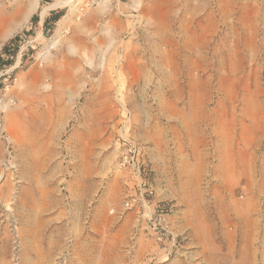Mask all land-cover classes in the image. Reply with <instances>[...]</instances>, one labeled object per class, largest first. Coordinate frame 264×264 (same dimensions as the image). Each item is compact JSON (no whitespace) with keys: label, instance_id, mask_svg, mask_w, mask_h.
Instances as JSON below:
<instances>
[{"label":"rangeland","instance_id":"obj_1","mask_svg":"<svg viewBox=\"0 0 264 264\" xmlns=\"http://www.w3.org/2000/svg\"><path fill=\"white\" fill-rule=\"evenodd\" d=\"M0 54V264H264V0H0Z\"/></svg>","mask_w":264,"mask_h":264},{"label":"built area","instance_id":"obj_2","mask_svg":"<svg viewBox=\"0 0 264 264\" xmlns=\"http://www.w3.org/2000/svg\"><path fill=\"white\" fill-rule=\"evenodd\" d=\"M139 162V150L136 145L125 149L119 159V165L122 168L136 169V165ZM148 195L153 194V190L149 189L146 192ZM137 203V204H136ZM136 205L143 207L146 212V219L150 224V227L157 233L169 231L168 212L160 205L154 209L151 208L150 200H147L144 194L141 198H130L124 203L126 208H132Z\"/></svg>","mask_w":264,"mask_h":264},{"label":"trees","instance_id":"obj_3","mask_svg":"<svg viewBox=\"0 0 264 264\" xmlns=\"http://www.w3.org/2000/svg\"><path fill=\"white\" fill-rule=\"evenodd\" d=\"M59 19V17H57L56 18V20H58ZM48 22H49V19H47L46 20V24H48ZM18 41V36L17 37H15L14 39H12L8 44H6L5 46H4V48H3V51L4 52H6V53H9V52H11L12 50H14L13 49V44L15 43V42H17ZM14 52V51H13ZM3 59V55L2 54H0V61Z\"/></svg>","mask_w":264,"mask_h":264},{"label":"bare ground","instance_id":"obj_4","mask_svg":"<svg viewBox=\"0 0 264 264\" xmlns=\"http://www.w3.org/2000/svg\"><path fill=\"white\" fill-rule=\"evenodd\" d=\"M74 4V3H73Z\"/></svg>","mask_w":264,"mask_h":264}]
</instances>
